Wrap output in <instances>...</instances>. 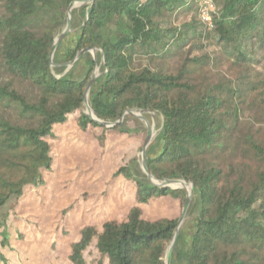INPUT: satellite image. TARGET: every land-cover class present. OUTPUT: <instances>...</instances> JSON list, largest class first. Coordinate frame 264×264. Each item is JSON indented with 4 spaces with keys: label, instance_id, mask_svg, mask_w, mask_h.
<instances>
[{
    "label": "trees",
    "instance_id": "obj_1",
    "mask_svg": "<svg viewBox=\"0 0 264 264\" xmlns=\"http://www.w3.org/2000/svg\"><path fill=\"white\" fill-rule=\"evenodd\" d=\"M74 1L0 0V211L44 184L54 128L88 94L100 121L156 113L148 172L194 186L171 264H264V0H213L212 28L198 0H94L75 11L77 30L51 59ZM182 14L194 15L178 27ZM87 49L98 60L85 53L68 70ZM125 123L112 130L126 132ZM77 124L103 128L82 112ZM117 175L135 184L137 205L124 221L84 227L70 261L87 264L95 246L98 264H166L179 219L148 221L140 206L165 197L184 206V190L151 184L139 166ZM0 261L8 264L1 252Z\"/></svg>",
    "mask_w": 264,
    "mask_h": 264
},
{
    "label": "rangeland",
    "instance_id": "obj_2",
    "mask_svg": "<svg viewBox=\"0 0 264 264\" xmlns=\"http://www.w3.org/2000/svg\"><path fill=\"white\" fill-rule=\"evenodd\" d=\"M201 3L198 0L196 9L200 20ZM86 4H77L71 11L68 35L77 30L73 26L75 11ZM193 15H176L173 21L180 27ZM95 70L100 75L99 64ZM81 74L78 71L75 79L81 80ZM81 112L86 114L85 108ZM81 112L54 128V138L49 139L52 170L45 173L44 184L27 188L23 197L11 199L0 211V222L7 221L0 233L5 230L9 237L8 247L2 248L0 236V252L8 264H72L70 247L80 239L84 227L101 230L108 221H124L137 205L135 184L117 173L125 166L142 170L148 135L152 142L159 131L160 117L156 113L127 114L124 133L105 127L82 131L77 124ZM140 208L148 221L180 219L183 211V206L170 197L152 200ZM85 259L87 264H98L95 246L87 250Z\"/></svg>",
    "mask_w": 264,
    "mask_h": 264
},
{
    "label": "water",
    "instance_id": "obj_3",
    "mask_svg": "<svg viewBox=\"0 0 264 264\" xmlns=\"http://www.w3.org/2000/svg\"><path fill=\"white\" fill-rule=\"evenodd\" d=\"M94 0H75L71 5H70V8H69V11H68V14L75 8V6L77 4H80V3H93ZM68 14H67V17H68ZM66 17V19H67ZM69 33V30H67L66 28H64L63 32L61 33V35L57 38V40L55 41V44H54V47H53V52L51 54V59L53 58V55H54V52L58 46V44L60 43V41L66 37ZM85 53H91L94 60L97 61V50L94 49V50H83L81 51L78 56L75 58V60L73 62H71L70 64L67 65L68 67V70L71 69L74 64L77 62V60L83 56ZM97 70H95V72L93 73V76L91 78V81L89 82V85H88V88H87V93H89L90 91V88L92 86V84L94 83V81L96 80V78L99 76L97 74ZM84 108L86 110V115L91 118L92 120H94L96 123H98L100 126L102 127H105V128H114L118 125H122L123 121H124V118L127 114L131 115V114H135V113H138V114H149L151 112H147L145 110H129L125 113L124 117L118 121V122H114V123H111V122H104V121H100L97 119V117L94 115L90 105H89V101H88V94L86 96V100H85V103H84ZM144 120V118H142ZM148 130V133H149V128L147 129ZM151 143V136L148 135V138H147V145H146V148L145 150L143 151V160H142V164H143V167L145 169V171L147 172L148 176H149V182L153 185H157L155 184L154 182H160V181H157V179L153 178L150 173L148 172V169H147V166H146V153H147V148L149 146V144ZM151 178V180H150ZM176 182H180L182 184L181 187H178V188H173V189H183L184 192H185V196H186V201H185V204L183 206V211H182V216L181 218L179 219V223H178V228L175 232V235H174V238H173V241L171 242L170 246H169V249H168V252H167V257H166V264H171V258H172V253H173V249H174V246H175V242H176V238H177V235H178V231L186 217V214L188 212V209H189V206H190V203H191V199H192V195H193V192H194V186L192 184H188L186 183L185 181H182V180H164L162 181L159 185L157 186H160V187H170L171 184L173 183H176ZM191 188V191H188V188ZM172 188V187H170Z\"/></svg>",
    "mask_w": 264,
    "mask_h": 264
},
{
    "label": "built area",
    "instance_id": "obj_4",
    "mask_svg": "<svg viewBox=\"0 0 264 264\" xmlns=\"http://www.w3.org/2000/svg\"><path fill=\"white\" fill-rule=\"evenodd\" d=\"M201 13L200 16L210 28H212L211 13L215 12V5L213 0H201Z\"/></svg>",
    "mask_w": 264,
    "mask_h": 264
},
{
    "label": "bare ground",
    "instance_id": "obj_5",
    "mask_svg": "<svg viewBox=\"0 0 264 264\" xmlns=\"http://www.w3.org/2000/svg\"><path fill=\"white\" fill-rule=\"evenodd\" d=\"M70 26H71V12L68 14V17H67V27H66V29H67V30H70ZM136 116H137L138 118L142 119V117H141L140 115H136ZM152 135H153V134H152ZM142 170H143L144 174H145L146 176H148L147 172L145 171V169H144V167H143V164H142ZM148 178H149V176H148ZM171 186L178 188V187H181L182 184H181L180 182H176V183L171 184Z\"/></svg>",
    "mask_w": 264,
    "mask_h": 264
}]
</instances>
